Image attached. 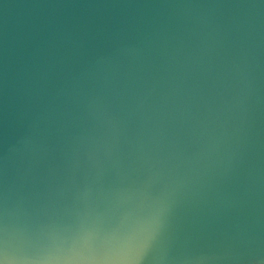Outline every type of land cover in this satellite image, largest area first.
Returning a JSON list of instances; mask_svg holds the SVG:
<instances>
[{
  "label": "water",
  "instance_id": "water-1",
  "mask_svg": "<svg viewBox=\"0 0 264 264\" xmlns=\"http://www.w3.org/2000/svg\"><path fill=\"white\" fill-rule=\"evenodd\" d=\"M0 264H264V0H0Z\"/></svg>",
  "mask_w": 264,
  "mask_h": 264
}]
</instances>
